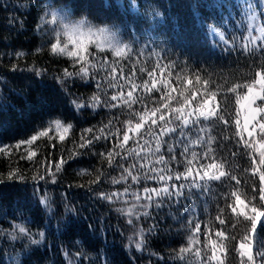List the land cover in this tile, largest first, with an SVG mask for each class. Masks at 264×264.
Returning <instances> with one entry per match:
<instances>
[{
    "label": "trees",
    "instance_id": "trees-1",
    "mask_svg": "<svg viewBox=\"0 0 264 264\" xmlns=\"http://www.w3.org/2000/svg\"><path fill=\"white\" fill-rule=\"evenodd\" d=\"M243 2L0 0V264H213L214 247L237 264L246 238L264 264V218L253 233L232 205L264 210V165L235 124L264 31L248 49L206 31ZM59 9L127 49L69 53L46 24Z\"/></svg>",
    "mask_w": 264,
    "mask_h": 264
},
{
    "label": "rangeland",
    "instance_id": "rangeland-1",
    "mask_svg": "<svg viewBox=\"0 0 264 264\" xmlns=\"http://www.w3.org/2000/svg\"><path fill=\"white\" fill-rule=\"evenodd\" d=\"M243 2V14L240 20L234 24L226 21L221 27L208 26L207 37L213 46L224 48L236 47L241 49H248L256 47L261 42L264 31V0H245ZM246 5V6H244ZM48 26L52 25V29L56 34V40H60L61 47L68 50L69 53L81 56L82 50L87 45L96 46L107 49L115 54L123 53L128 46L125 39L120 37V34L115 29L107 25H91L85 22L82 18L71 19L63 10L52 11L47 16ZM223 37V38H221ZM256 72L255 77L246 90L236 99V119L235 124L238 134L242 141L246 143L247 149L252 154L254 168L257 169L260 165H264V130L259 125L264 123V110L257 100L261 98L262 90L264 89V79ZM252 89L249 93V89ZM245 96L251 98L244 100ZM214 109L213 103L204 105V112ZM255 116V119L252 117ZM249 118L247 128L252 130V135L249 136L248 131H245V118ZM63 127L60 126V129ZM261 195L264 194V180L261 182ZM234 213L241 214L242 206L237 203V199L233 200ZM246 209V210H245ZM250 207L243 206V211L250 213ZM252 212V211H251ZM253 214V213H252ZM241 243V242H240ZM237 244V264H251L259 263V257L251 252L252 259L248 256L242 255V250ZM246 245H251L248 238L243 241ZM217 253V254H216ZM213 264H223L222 253L218 252L216 247L212 252Z\"/></svg>",
    "mask_w": 264,
    "mask_h": 264
},
{
    "label": "snow or ice",
    "instance_id": "snow-or-ice-1",
    "mask_svg": "<svg viewBox=\"0 0 264 264\" xmlns=\"http://www.w3.org/2000/svg\"><path fill=\"white\" fill-rule=\"evenodd\" d=\"M221 38H223V37H221ZM117 55H120V53L118 52ZM81 74L86 75L87 72L84 71V70H81ZM65 75H71V73H67V72H66ZM262 79H264V78H262ZM251 91H252V89L250 88V89H249V93H251ZM250 98H251L250 96H245V97H244V100L247 101V100H249ZM112 99L115 100L116 97H115V98H112ZM205 103H206V104H207V103H210V101H205ZM199 115H200V116H203L204 119L207 120L210 116H214V115H216V112H215L214 109H212V110H209L208 112L201 111V112L199 113ZM221 119L223 120V117H221ZM252 119H255V116H253ZM153 123H155V121H153ZM184 123H185V124H188V120L185 119V120H184ZM225 123H227V122L225 121ZM248 123H249V118L246 117V118H245V131H248L249 136H251V135H252V130H249V129L247 128V124H248ZM259 127H260L262 130H264V123H261V124L259 125ZM89 131H90V130H89ZM124 138H125V137H124ZM169 151H172V149H169ZM214 166H215V165H212V167H214ZM189 175H191L190 172H189ZM205 175H207V173H205ZM223 175H224V173H221V174L218 175V176L211 177V179L220 180V179H221V176H223ZM176 179L179 180L180 177L177 176ZM232 179L235 180L236 177H232ZM262 179H264V177H262ZM168 191H169V190H168L167 188H164V189H162L160 192H157L156 194H157V196H159V195H161V192H165V193H166V192H168ZM262 192H264V190H262ZM233 195H235V194H233ZM104 198H105V199H109V197H107V196H105ZM260 199H261V200H264V194H262V195L260 196ZM237 203L240 204V205L242 206L241 214L244 216V218H245L246 220L251 221V231L254 233V232H255V229H256V227H257L258 222L261 220V218H264V210L257 209V208H255V207H253V208L251 209L253 215L248 216L247 213L243 211L244 201L240 200L239 197H237ZM233 211H235V209H233ZM221 223H224V221H221ZM149 230L151 231V229H149ZM20 231H21V232L24 231L23 227H20ZM217 235H221V236H222L223 233H217ZM213 243H215V242H213ZM136 247L139 248V247H141V245L137 244ZM239 248L242 250V252H241L242 255H245V254H246V255L248 256V259H249V260H252V255H251V252H252V246H251V245H246L245 243L241 242V243L239 244Z\"/></svg>",
    "mask_w": 264,
    "mask_h": 264
}]
</instances>
